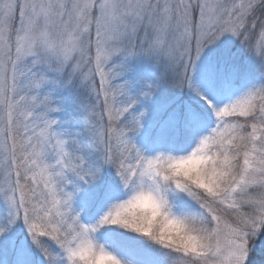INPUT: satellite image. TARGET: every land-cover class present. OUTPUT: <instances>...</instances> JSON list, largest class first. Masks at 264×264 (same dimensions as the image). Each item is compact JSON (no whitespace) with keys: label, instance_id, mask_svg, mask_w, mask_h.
I'll return each instance as SVG.
<instances>
[{"label":"snow or ice","instance_id":"snow-or-ice-1","mask_svg":"<svg viewBox=\"0 0 264 264\" xmlns=\"http://www.w3.org/2000/svg\"><path fill=\"white\" fill-rule=\"evenodd\" d=\"M0 264H264V0H0Z\"/></svg>","mask_w":264,"mask_h":264}]
</instances>
